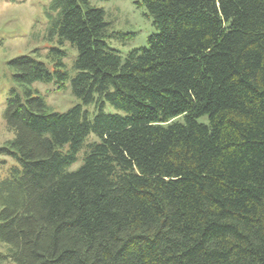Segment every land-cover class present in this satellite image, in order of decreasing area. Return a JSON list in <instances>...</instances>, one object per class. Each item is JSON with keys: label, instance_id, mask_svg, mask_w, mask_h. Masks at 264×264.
<instances>
[{"label": "trees", "instance_id": "16d2710c", "mask_svg": "<svg viewBox=\"0 0 264 264\" xmlns=\"http://www.w3.org/2000/svg\"><path fill=\"white\" fill-rule=\"evenodd\" d=\"M135 2L157 31L124 56L102 7L50 0L52 67L9 59L0 264H264V0ZM68 79L63 112L30 86Z\"/></svg>", "mask_w": 264, "mask_h": 264}, {"label": "rangeland", "instance_id": "374dc122", "mask_svg": "<svg viewBox=\"0 0 264 264\" xmlns=\"http://www.w3.org/2000/svg\"><path fill=\"white\" fill-rule=\"evenodd\" d=\"M49 1L0 0V146L13 136V131L5 124L3 113L11 88H19L12 78L9 59L20 54H30L44 61L49 68L52 67V62L47 56L48 46L57 43L45 38ZM91 2L105 10L106 18L111 21L110 29L115 33L107 39V42L109 46L117 49L121 56L131 48L146 45L147 37L157 31L151 19L143 14L144 8L138 6L135 0H91ZM61 48L66 50L63 61L71 75L77 51L68 42L61 45ZM30 86L43 96L49 111L63 112L80 102L71 91L69 79L63 87H58L54 80L34 81ZM85 108L90 112L95 110L94 104L86 105ZM104 109L107 112H121L109 103H106ZM11 161L10 158L0 154V177L6 174ZM80 162L81 157L70 168H76Z\"/></svg>", "mask_w": 264, "mask_h": 264}]
</instances>
